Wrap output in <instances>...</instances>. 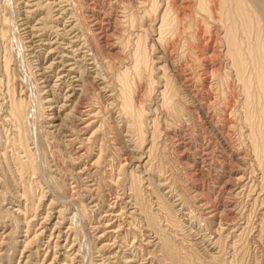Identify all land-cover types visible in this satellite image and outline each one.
I'll list each match as a JSON object with an SVG mask.
<instances>
[{"label": "rangeland", "instance_id": "374dc122", "mask_svg": "<svg viewBox=\"0 0 264 264\" xmlns=\"http://www.w3.org/2000/svg\"><path fill=\"white\" fill-rule=\"evenodd\" d=\"M140 1L0 0V264H264L263 52L240 79L225 41L264 0H191L174 65Z\"/></svg>", "mask_w": 264, "mask_h": 264}, {"label": "bare ground", "instance_id": "6f19581e", "mask_svg": "<svg viewBox=\"0 0 264 264\" xmlns=\"http://www.w3.org/2000/svg\"><path fill=\"white\" fill-rule=\"evenodd\" d=\"M72 1V0H71ZM243 1V0H242ZM148 2V3H147ZM171 1L169 0H141L139 3L141 5H143L144 7H148L150 8L149 10L155 14V16L157 15V18H158V21L157 23H154L153 25V28H151L152 30L151 31H157V35L158 37L155 39L156 42H158L159 44H165L167 42V35L168 33L170 32V30L172 28H177L178 30L180 29V25H185L186 23L189 22V27L192 26L193 23V20H194V8H195V4L192 3L191 0H181V3L178 4L177 3V0H172V4H170ZM203 2V0H201V3ZM206 3V2H205ZM203 3V5H200L198 6V9L200 10H204L206 11V4ZM221 7L225 6L224 4H227L224 2V0H221L220 3H218ZM73 5V4H72ZM218 5V6H219ZM238 5V6H237ZM236 7H235V10H234V13L236 14H240L242 13V8L241 10L239 9L240 6H244L245 7V4L244 2H240V4L237 3ZM175 8V9H174ZM197 9V8H196ZM243 10H245L243 8ZM199 12V11H198ZM244 12V11H243ZM160 13H162V15H160ZM242 15V14H240ZM154 21V20H153ZM233 24V23H232ZM231 24V25H232ZM72 26V25H71ZM75 27V26H74ZM225 27V26H224ZM76 28V27H75ZM226 32H227V36H226V44H227V51H228V54L229 56L231 57V60H233V66L236 70V73L237 75L239 76L240 79H242V77L245 76V73L248 69V61L251 56L254 57L255 53L256 52H263L261 53L262 55H260L259 59L261 61V64L260 66L254 68V73H252L247 79V83L245 85L246 87V90L247 92L249 91V86H251L253 83L256 84V86L258 88H260L261 90H263L264 92V42L263 43H260V41L257 43L256 46H252L250 47L249 50H243L240 48L239 44L238 43V40H237V34H236V31L234 30V28L232 26L229 25V27H227L226 29ZM237 30V29H236ZM179 32V31H178ZM176 35V34H175ZM193 36V41L196 42V44H205L206 46H208V42L206 41V35H205V28H204V25L201 24L200 22L199 23H196L195 25V30L192 34ZM79 37V36H78ZM178 37V36H177ZM145 38V37H144ZM88 39V38H87ZM86 39V41H87ZM142 36H140V40H142ZM146 41V40H145ZM75 42V41H74ZM188 42V40H187ZM73 43V42H72ZM185 44V43H184ZM167 45V44H166ZM164 46L162 47V51L159 52L161 53V56L159 57V59L162 61V62H168L170 61L171 65H174V61L172 59V55L174 53H176V51L178 50L177 48V45L178 43L176 44H173V45H167V46ZM154 46V45H153ZM180 46V44H179ZM195 46V45H194ZM198 46V45H197ZM183 47V46H182ZM193 47V46H192ZM205 47V46H204ZM148 50V49H147ZM84 52V51H83ZM145 52H146V48H145ZM247 53H249V58L247 57ZM147 54V52H146ZM149 54V53H148ZM67 57V56H66ZM73 57V56H72ZM75 59V58H74ZM72 64V63H71ZM75 65H76V62H75ZM73 65V66H75ZM75 67H73L74 69ZM71 69V70H73ZM105 71V70H104ZM127 72H128V68H127ZM70 74V73H69ZM123 74H126L125 72ZM68 76V75H67ZM181 76V75H180ZM119 77V76H118ZM74 78V77H73ZM72 78V79H73ZM76 78V77H75ZM104 78V77H103ZM74 80V79H73ZM78 80V79H76ZM79 81V80H78ZM121 81L123 82L124 86H126V90H127V77H123L121 79ZM185 81V80H184ZM155 82V81H154ZM153 84V82H152ZM84 85V84H83ZM73 86V85H72ZM89 86V85H88ZM81 93H79L78 95V103L77 105H73L74 108L76 106L75 109H78V112L79 111H82L86 105H85V94H84V90H86L85 86L83 87L82 84L81 86ZM112 87V86H111ZM73 88V87H72ZM78 89V88H77ZM167 89V88H165ZM76 90V88L74 89ZM162 92V91H161ZM73 93V92H72ZM167 93V92H166ZM75 93H73L74 95ZM76 95V94H75ZM115 95V94H114ZM68 96V95H67ZM69 97V96H68ZM164 97H166L164 95ZM67 99V98H66ZM77 99V98H76ZM166 99V98H165ZM164 99V100H165ZM169 100V98H168ZM77 101V100H76ZM124 102V105H125V108L127 109V111L130 110V112H132L135 116H136V119L138 121L139 119V113L135 112L134 111V106H132V101H131V98H129V96L125 95V98L123 100ZM72 103V101H71ZM164 103V102H163ZM74 104V103H73ZM76 104V103H75ZM89 104V103H88ZM72 105V104H71ZM65 106V105H64ZM67 106V105H66ZM88 106V105H87ZM90 106V105H89ZM86 109H89V108H86ZM91 110V109H89ZM77 111V110H76ZM86 112V110H85ZM76 113V112H75ZM84 113V111H83ZM82 112H80V116H84ZM89 115V114H88ZM87 115V117H88ZM91 117V115H89ZM77 119V117L75 118V120ZM80 119V118H79ZM78 119V120H79ZM77 120V121H78ZM88 120V118L86 119ZM84 121V119H83ZM81 121V122H83ZM79 124V123H78ZM90 124H93L90 123ZM88 125V124H87ZM86 126V125H85ZM134 127V126H133ZM83 130V129H81ZM87 130V128H86ZM82 147V146H81ZM79 148V147H78ZM93 166V165H92Z\"/></svg>", "mask_w": 264, "mask_h": 264}]
</instances>
